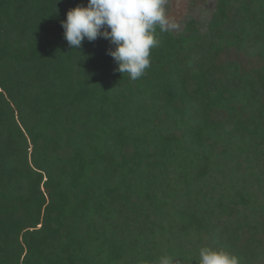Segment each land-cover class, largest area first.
<instances>
[{
  "label": "trees",
  "instance_id": "1",
  "mask_svg": "<svg viewBox=\"0 0 264 264\" xmlns=\"http://www.w3.org/2000/svg\"><path fill=\"white\" fill-rule=\"evenodd\" d=\"M87 2L0 0V264H264V0L157 28L136 81L68 45Z\"/></svg>",
  "mask_w": 264,
  "mask_h": 264
},
{
  "label": "clouds",
  "instance_id": "2",
  "mask_svg": "<svg viewBox=\"0 0 264 264\" xmlns=\"http://www.w3.org/2000/svg\"><path fill=\"white\" fill-rule=\"evenodd\" d=\"M166 4L167 0H88L86 6L77 5L66 13L61 21L64 37L75 50L85 40H107L115 46L107 50L118 65L115 71L136 81L151 66V50L159 44L156 29L165 33L178 28L167 14ZM158 264L174 261L171 256H162ZM197 264H240V258L223 249L202 247Z\"/></svg>",
  "mask_w": 264,
  "mask_h": 264
},
{
  "label": "rangeland",
  "instance_id": "3",
  "mask_svg": "<svg viewBox=\"0 0 264 264\" xmlns=\"http://www.w3.org/2000/svg\"><path fill=\"white\" fill-rule=\"evenodd\" d=\"M215 0H167L166 11L169 17L173 18L178 27L190 12L197 17L207 16L206 11L210 9ZM209 6V7H208ZM178 29V28H177Z\"/></svg>",
  "mask_w": 264,
  "mask_h": 264
}]
</instances>
